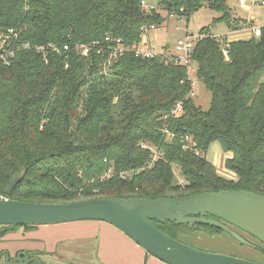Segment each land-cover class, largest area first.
Wrapping results in <instances>:
<instances>
[{
  "label": "trees",
  "instance_id": "16d2710c",
  "mask_svg": "<svg viewBox=\"0 0 264 264\" xmlns=\"http://www.w3.org/2000/svg\"><path fill=\"white\" fill-rule=\"evenodd\" d=\"M228 1L158 0L147 10L143 0H0V196L66 203L228 189L264 195V26L257 36L232 38L201 29L192 64L212 94L208 109L193 98L191 65L132 48L145 27L164 23L161 11L189 20L206 6L229 23ZM243 27L235 21L230 30ZM117 39L125 49L115 56ZM178 104L183 111L173 115ZM215 141L231 154L232 179L206 157ZM149 146L161 153L152 166ZM153 221L183 242L197 231L229 234L203 223ZM228 225L262 252L263 242Z\"/></svg>",
  "mask_w": 264,
  "mask_h": 264
},
{
  "label": "water",
  "instance_id": "95a60500",
  "mask_svg": "<svg viewBox=\"0 0 264 264\" xmlns=\"http://www.w3.org/2000/svg\"><path fill=\"white\" fill-rule=\"evenodd\" d=\"M24 176L25 169H22L8 185V195H11ZM208 214L226 223L206 218ZM82 220H99L112 224L148 253L167 264H264L198 249L170 236L153 221L170 220L190 226L197 223L208 224L223 229L244 244H249L228 225L230 224L264 243V195L252 191H204L188 196L157 199L101 197L66 203L0 198V224L10 225L11 228L18 225H52ZM31 261L33 264H49L43 263L38 257Z\"/></svg>",
  "mask_w": 264,
  "mask_h": 264
},
{
  "label": "rangeland",
  "instance_id": "374dc122",
  "mask_svg": "<svg viewBox=\"0 0 264 264\" xmlns=\"http://www.w3.org/2000/svg\"><path fill=\"white\" fill-rule=\"evenodd\" d=\"M147 10L158 7V0H143ZM230 18L231 22L225 20H219L223 14L221 12L210 9L209 7H201L198 10L191 13L189 20L185 16L178 14H169L167 11H161V13L167 17L162 25L151 29L147 36L149 43L147 47H150L155 53L176 52V45L178 39L185 37L188 33L193 35L200 34L202 28L207 27L211 34L217 37H233L229 30L232 23L247 21L253 26H264V5L251 4L248 1L247 7H242L239 4V0H229ZM251 24V25H252ZM227 34V35H223ZM146 36V37H147ZM3 43V42H1ZM165 47V48H164ZM171 53V52H170ZM190 75L195 82L193 86V98L195 103L201 106L203 109H208L211 105L212 94L205 87V85L197 78L196 70L197 64H190ZM231 154L225 151L222 145L215 141L211 143L207 149L206 157L216 169L224 171L229 176H234L231 170L226 166V160ZM176 180L183 181L182 177H179V169H175ZM56 225L53 233L48 236H42L37 242L30 243L33 246H37L38 249L47 250L46 248L53 247L54 254H47L43 256V260L50 264H167L153 255L149 254L141 246H136L137 243L130 237L124 234L120 229L113 226L110 223L104 221L94 220H82L74 222H65L59 224H52V227ZM86 229V230H85ZM83 230V231H82ZM22 232V228L16 230L15 233H9L5 236L4 244L0 247H7L11 251L23 244L19 239L22 233L17 235V232ZM91 231L89 235L86 232ZM124 234L121 238H124L125 243H119L116 235ZM40 237V236H39ZM43 238V239H42ZM60 239L57 244H54V239ZM103 238V241H102ZM185 243H188L198 249L224 253L228 255H234L237 257L246 258L249 260L264 263V249L262 252L254 248L253 242L255 240L252 237H246L249 244H241L235 238L226 233H218L210 235L201 231L194 232L191 235L183 236ZM133 241L132 253L131 246L128 247L126 241ZM105 246V251L102 253L99 249V243ZM110 242L107 245V242ZM112 242V243H111ZM42 243V245H39ZM28 248L27 246L23 245ZM137 247V248H135ZM264 248V247H263ZM101 254L104 256L102 259ZM134 254V255H133ZM147 256V258H146ZM108 257V258H106ZM153 257V259H152ZM106 258V260H105ZM133 258V259H132ZM139 258V259H138ZM146 258V262H145ZM157 259V260H156ZM139 260V261H138ZM0 264H10L7 261L2 260Z\"/></svg>",
  "mask_w": 264,
  "mask_h": 264
},
{
  "label": "built area",
  "instance_id": "2783aa9c",
  "mask_svg": "<svg viewBox=\"0 0 264 264\" xmlns=\"http://www.w3.org/2000/svg\"><path fill=\"white\" fill-rule=\"evenodd\" d=\"M248 1L251 2V4H261L264 5V0H239V4L242 7H247L248 5ZM144 4V1H143ZM155 26L151 25L149 27H145L143 29V36H147L148 32L151 29H154ZM13 32V30H10ZM239 34H246L245 37H251V36H257L260 34L261 31V27H247V28H243L239 30ZM201 37L200 34L198 35H193L188 33L187 35H185V37L179 38L178 39V43L176 45V52L173 53H169L170 54V58L174 59L176 62H180L182 64H185L187 66H190V64L192 63V54H193V49L195 47V44L197 42V40ZM106 41H112V39L110 37H106ZM115 42L118 43V46L114 49V55H118L119 53H121L125 48L122 47V40L121 39H117L115 40ZM80 49L82 51V54H87L89 53L90 50V46L86 45V44H81ZM55 49H58L56 46L54 47ZM68 47L66 46V49ZM133 50L135 51V53L139 56H144V57H154L159 53H155L152 50H150V47H147V43L146 41H142L139 44H135L133 47ZM40 49V48H38ZM195 82H192V85L194 86ZM182 106L180 104H178L173 110H172V114L173 115H180L182 113ZM168 133V136H170V132H168V130H166ZM142 147H148L146 144H142ZM149 148L151 149V151L153 152V157H152V161L150 163V166H152L155 161L157 160L158 156L161 154L159 153L156 149H154L153 147L149 146ZM197 153L199 154V151H197ZM218 171V170H217ZM218 173L220 175H222L225 178L228 179H232L234 178V176H229L228 174H226L224 171L219 170ZM0 198L3 199H7L8 197L6 196H0Z\"/></svg>",
  "mask_w": 264,
  "mask_h": 264
},
{
  "label": "flooded vegetation",
  "instance_id": "af4514ba",
  "mask_svg": "<svg viewBox=\"0 0 264 264\" xmlns=\"http://www.w3.org/2000/svg\"><path fill=\"white\" fill-rule=\"evenodd\" d=\"M94 221H98V220H94ZM26 226L27 225H18L14 228H11L10 225L0 224V231L11 229L12 231L9 233H12V234L15 233L16 230H18L19 228H22V232L21 231L17 232V235L22 233V236L19 239L23 242V244L18 246L13 251L8 249L7 242H5L6 247H0V261L3 258L4 261H7L11 264H25V263L33 264V261H31V259L38 257L43 263H47L42 259L43 256H46L47 254L52 255L55 253L53 250L54 246H52L51 248H46L47 250H42V249H38L37 246H33L30 243L37 242V240L40 239L42 236H45V237L48 236L47 233L49 235L50 233H53V230L55 229L54 227L56 225L53 227L52 225H30L32 226L31 228H27ZM86 233H88L87 235H89L91 231L86 232ZM6 235L0 238V245L4 244L3 241L5 240ZM54 236H55V233H53V237ZM59 240H61V238L54 239V244L56 245L57 241ZM23 245L27 246L28 248L24 247ZM39 245H42V243H39ZM101 246H104V245L103 244L101 245V243H99V249Z\"/></svg>",
  "mask_w": 264,
  "mask_h": 264
},
{
  "label": "crops",
  "instance_id": "0c3cea01",
  "mask_svg": "<svg viewBox=\"0 0 264 264\" xmlns=\"http://www.w3.org/2000/svg\"><path fill=\"white\" fill-rule=\"evenodd\" d=\"M241 22H242V24L244 25V27L243 28H247V27H257V26H253V24L251 25L250 23L248 24L247 23V21H242L241 20ZM243 28H240V29H243ZM229 34H230V36H231V34L233 35V36H240V37H245L246 36V34H239V30H235V31H233V30H229ZM223 35H227V34H223ZM144 41H146V43L148 44L149 43V38H148V36L146 37V38H144ZM165 48V47H164ZM165 53H166V50L164 51ZM170 52L171 53H173L171 50H170ZM169 52V53H170ZM193 95H194V93H193ZM54 228H56V226L54 227ZM124 234H122L121 233V235L119 236V235H116L117 236V238H118V240H119V243H125V240H124V238H121L122 236H123ZM102 241H103V238H102ZM102 241L100 242L101 243V245L103 244L102 243ZM112 243V242H111ZM110 244V242L108 241L107 242V245H109ZM126 244H127V246L128 247H126V248H129V246H131L132 248H131V251L130 252H132V253H134V252H136L137 253V251H132V249H133V241L132 242H129L128 240L126 241ZM104 245V244H103ZM136 246H140V245H136ZM135 248H137V247H135ZM103 251H105V246H101L100 247V252L102 253ZM135 254V253H134ZM133 254V255H134ZM101 257H102V259L104 258V256L101 254ZM106 258H108V257H106ZM106 258H105V260H106ZM133 259V258H132ZM139 259V258H138ZM152 259H153V257H152ZM157 260V259H156ZM139 261V260H138ZM113 264H115V263H113Z\"/></svg>",
  "mask_w": 264,
  "mask_h": 264
}]
</instances>
